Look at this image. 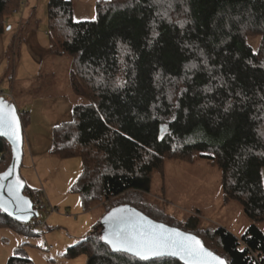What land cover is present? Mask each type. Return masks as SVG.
Returning a JSON list of instances; mask_svg holds the SVG:
<instances>
[{"label": "trees", "instance_id": "1", "mask_svg": "<svg viewBox=\"0 0 264 264\" xmlns=\"http://www.w3.org/2000/svg\"><path fill=\"white\" fill-rule=\"evenodd\" d=\"M21 3L0 0V36ZM95 10L94 20L75 22L70 1L46 5L49 53L70 57V86L91 101L53 129L50 153L82 161L70 192L84 209L109 203V212L130 209L194 236L226 264H264V0H107ZM255 36L257 51L247 43ZM19 114L24 131L29 114ZM201 159L219 170L224 203H238L252 222L239 238L200 227L199 211L176 220L148 197L166 161ZM10 161L0 138V173ZM24 195L46 208L26 184ZM35 222L0 213V227L18 235L33 236ZM77 255L86 264H188L114 251L97 229L66 253ZM6 264L32 261L22 245Z\"/></svg>", "mask_w": 264, "mask_h": 264}, {"label": "rangeland", "instance_id": "2", "mask_svg": "<svg viewBox=\"0 0 264 264\" xmlns=\"http://www.w3.org/2000/svg\"><path fill=\"white\" fill-rule=\"evenodd\" d=\"M48 1L22 0L20 9L6 19V30L10 29L5 32L9 34L7 36L13 37L20 23L22 29L15 40L14 51L13 42L10 43L4 66L6 76L0 75V89L3 90L0 94L12 101L20 112L29 114L28 125L23 131L19 173L24 183L41 195L46 208L40 209L36 222L31 223L34 232L31 237L0 227V264H6L22 245L32 264H86L84 255L67 258L68 249L95 229L104 237L110 223L107 218L114 212H109V203L103 202H93L84 209L80 196L70 192L82 172L81 159H60L50 153L53 129L72 121L75 106L91 101L88 97L76 95L70 86L69 56L47 53L36 62L26 47L27 37L32 32L40 47L49 51ZM65 1L72 3L74 21L86 22L95 19L96 4L107 0ZM261 41V36L247 39L254 51L259 49ZM262 183L264 187V169ZM148 197L176 220L184 221L188 215L199 211L200 227H222L237 238L252 224L238 203H224L220 172L204 159L191 164L166 161L163 176L153 175ZM122 210L119 214L124 217L143 218L133 210ZM257 227L264 234V222L258 223Z\"/></svg>", "mask_w": 264, "mask_h": 264}, {"label": "snow or ice", "instance_id": "3", "mask_svg": "<svg viewBox=\"0 0 264 264\" xmlns=\"http://www.w3.org/2000/svg\"><path fill=\"white\" fill-rule=\"evenodd\" d=\"M0 136H8L18 141L19 120L16 117L15 110L3 102H0ZM8 173L4 174V177ZM22 183L17 179L15 183L8 185V192L14 196L16 208L18 211H27L30 204L23 201L27 208L21 206L18 195ZM4 186L0 184V188ZM0 210L7 211L3 203H0ZM124 210H114L107 218L111 222V230L102 239L106 240L114 251L134 254L142 259H148L150 256H179L185 259L188 264H209V259L215 261V264H224V261L207 251L196 237L186 235L176 229L166 228L163 224L155 225L151 221L141 218V221L124 217L119 213ZM11 215V213H9Z\"/></svg>", "mask_w": 264, "mask_h": 264}, {"label": "water", "instance_id": "4", "mask_svg": "<svg viewBox=\"0 0 264 264\" xmlns=\"http://www.w3.org/2000/svg\"><path fill=\"white\" fill-rule=\"evenodd\" d=\"M0 102H3L7 105H10L16 113V117L19 120V135L20 139L18 141H15L11 139L8 136H0L1 139L5 140L7 144L10 147V154H11V161L9 166L2 172L0 173V177H4L5 173H8L6 178L0 179V184H2L4 187L0 188V203H3L4 207L7 208V211L0 210V213L4 214L8 218H10L13 221H16L18 223L28 225L30 224L31 221L37 220L38 218V210L34 208L33 202L24 195V189H25V183L20 177V166L22 162V155H23V144H24V135H23V129L20 121V114L18 110L16 109V106L14 103L10 100H8L5 97L0 96ZM19 179V181L22 183V187L19 189L18 195L20 197L21 201V206L24 208H27V205H24L22 202L27 201L30 204V209L27 211H18L16 208V201L14 199V196L8 192V185L15 183V181ZM11 213V215L9 214ZM105 219V218H104ZM146 221H150L148 219H145ZM136 221H141V219H138ZM153 223V222H152ZM155 224V223H153ZM155 225H160V224H155ZM166 228H169L165 226ZM170 229V228H169ZM111 230V222L109 223V226L106 229V234ZM202 245V244H201ZM203 246V245H202ZM204 247V246H203ZM206 249V248H205ZM207 250V249H206ZM209 251V250H207ZM132 256H135L137 258H140L134 254L128 253ZM149 258H173V259H178V260H185L180 258L179 256H171V255H163V256H150ZM142 259V258H140ZM209 264H215V261H211L209 259ZM224 264H226L224 262Z\"/></svg>", "mask_w": 264, "mask_h": 264}, {"label": "crops", "instance_id": "5", "mask_svg": "<svg viewBox=\"0 0 264 264\" xmlns=\"http://www.w3.org/2000/svg\"><path fill=\"white\" fill-rule=\"evenodd\" d=\"M14 25H16V24L14 23ZM20 29H22L21 23L19 24V26H17L16 33L13 35V37L7 36V35H9L7 33H4L0 36V75L2 74L3 78L6 76V73H4V70H5L4 66H5V61H6L7 57H9V50L8 49L10 48V43H11V41L13 42L12 49L14 51V43H15L16 38L18 39V37H19ZM8 31H10L9 28H8V30H6V32H8ZM26 42H27L26 47L29 50H31V54H32V56L36 62H40L42 60L43 56L46 55L47 53H49V51L40 47L36 35L32 32L28 35ZM15 70H16V66H15V69L13 70L14 74H15ZM20 75L22 76L21 73H20ZM15 77H16V75H15ZM0 91L3 92L2 89H0ZM18 112H20V111L18 110ZM22 112H24V111H22Z\"/></svg>", "mask_w": 264, "mask_h": 264}, {"label": "built area", "instance_id": "6", "mask_svg": "<svg viewBox=\"0 0 264 264\" xmlns=\"http://www.w3.org/2000/svg\"><path fill=\"white\" fill-rule=\"evenodd\" d=\"M0 96L5 97V96H3L1 94H0ZM33 204H34V208L37 209L38 211L40 209H45V207L43 205L39 204V203H33Z\"/></svg>", "mask_w": 264, "mask_h": 264}]
</instances>
